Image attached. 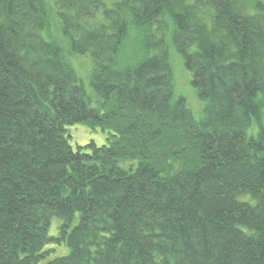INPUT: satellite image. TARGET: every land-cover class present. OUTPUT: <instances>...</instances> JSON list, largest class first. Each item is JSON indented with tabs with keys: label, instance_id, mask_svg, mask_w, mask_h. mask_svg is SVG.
Listing matches in <instances>:
<instances>
[{
	"label": "trees",
	"instance_id": "trees-1",
	"mask_svg": "<svg viewBox=\"0 0 264 264\" xmlns=\"http://www.w3.org/2000/svg\"><path fill=\"white\" fill-rule=\"evenodd\" d=\"M0 264H264V0H0Z\"/></svg>",
	"mask_w": 264,
	"mask_h": 264
},
{
	"label": "rangeland",
	"instance_id": "rangeland-1",
	"mask_svg": "<svg viewBox=\"0 0 264 264\" xmlns=\"http://www.w3.org/2000/svg\"><path fill=\"white\" fill-rule=\"evenodd\" d=\"M56 35H58L56 33ZM60 38V35H59ZM169 58L173 71V89L174 98H183L186 103V107L192 112L196 120H201L204 116L205 103L201 101L191 84V78L188 71L183 66L181 58L176 54L174 49L171 47L169 49ZM76 74L80 78L86 92L92 96L91 87L89 84V75L92 69L91 60L88 56H75L69 58ZM111 132L99 128L91 129L86 124H75L66 127V137L68 143L73 151L79 148H83L86 144L93 142L97 146L106 145L107 138ZM132 165L133 168L136 166V162H121L120 167L128 169ZM57 225V220L51 222L48 233L49 235L55 233V227ZM52 252L49 255V259H54L56 257L65 256L68 254V248L66 245H52L48 246Z\"/></svg>",
	"mask_w": 264,
	"mask_h": 264
}]
</instances>
